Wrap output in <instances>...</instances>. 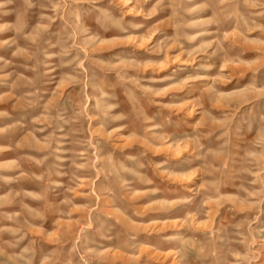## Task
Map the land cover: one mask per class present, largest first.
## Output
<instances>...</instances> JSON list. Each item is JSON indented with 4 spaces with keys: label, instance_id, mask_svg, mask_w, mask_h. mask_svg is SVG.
Wrapping results in <instances>:
<instances>
[{
    "label": "rangeland",
    "instance_id": "rangeland-1",
    "mask_svg": "<svg viewBox=\"0 0 264 264\" xmlns=\"http://www.w3.org/2000/svg\"><path fill=\"white\" fill-rule=\"evenodd\" d=\"M0 264H264V0H0Z\"/></svg>",
    "mask_w": 264,
    "mask_h": 264
}]
</instances>
